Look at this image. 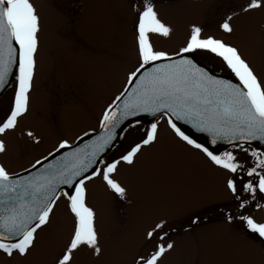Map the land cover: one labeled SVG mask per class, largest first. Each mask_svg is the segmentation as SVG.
<instances>
[{"label": "snow or ice", "instance_id": "6c2138e0", "mask_svg": "<svg viewBox=\"0 0 264 264\" xmlns=\"http://www.w3.org/2000/svg\"><path fill=\"white\" fill-rule=\"evenodd\" d=\"M124 7L125 17H131L135 62L102 107L95 127L82 130L74 140L59 138L47 155L20 172L0 162V260L82 264L86 257L87 264H106L91 187L98 185L118 209L119 226L113 234L118 238L127 228L120 206L134 203L128 174L140 170L142 159L161 144L164 134L211 169L222 193L220 202L186 206L181 214L161 207L150 211L139 242L114 264H168L182 238L194 244L190 264H202L197 230L210 217L227 225L246 249L264 255V79L241 47L224 38L235 37L237 19L264 14V0H233L211 25L188 23L172 49L157 46L176 34L162 19L157 0H124ZM57 10L64 17L58 36L75 53L84 47L76 16ZM43 31L32 0H0V89L11 88L12 93L0 107V156L8 153L10 135L33 146L42 143L40 133L21 122L32 109ZM261 32L264 38V25ZM197 57L220 64L232 79L220 78ZM191 133L204 134L207 140ZM163 172L158 162L144 172V179L159 184ZM61 204L66 232L57 226ZM53 236L55 242H46ZM38 254L41 259L34 261ZM230 254L235 258L227 264H253L238 252Z\"/></svg>", "mask_w": 264, "mask_h": 264}, {"label": "rangeland", "instance_id": "374dc122", "mask_svg": "<svg viewBox=\"0 0 264 264\" xmlns=\"http://www.w3.org/2000/svg\"><path fill=\"white\" fill-rule=\"evenodd\" d=\"M32 2L41 14L44 31L38 57V85L32 95V109L21 124L38 131L43 139L42 143L33 146L15 135L8 137V153L0 156V162L13 172L30 163L34 154L38 156L52 147L59 138L73 139L82 130L95 127L102 107L121 88L125 71L135 62L131 17H125L124 0ZM232 3L233 0H157L162 19L176 28L171 41L157 42V46L166 49L177 47L188 23L211 25V21L226 13ZM57 9L76 16L77 32L84 47L75 53L68 52L58 36L64 17ZM234 23L235 37L224 38L241 47L257 74L264 79V38L261 32L264 14L256 13ZM62 61L66 65L63 68ZM65 78L66 83L63 84ZM48 93L52 96L50 101ZM62 108L65 113L72 108L74 110L65 114ZM158 162L164 166L161 182L149 185L144 179V172ZM128 182L130 198L134 203L120 206L127 218V228L120 232L118 238L113 236L119 226L118 209L111 205L98 185L91 187L93 197L90 202L100 213L99 227L107 250L103 258L106 264H114L131 245L139 242V233L150 211L161 207L170 213L181 214L186 206L210 207L219 203L222 196L211 169L194 154L174 145L167 134L163 135L161 144L142 159L140 170L128 174ZM62 210L61 204L57 210V226L60 231L66 232ZM197 232L202 264H220L221 261L227 264L235 258L231 252H238L240 258L251 260L253 264L264 261V255L246 249L242 241L230 234L228 226L214 217H210ZM46 242H55V237L48 238ZM194 251L192 239L182 238L168 264H190ZM40 259L39 254L33 257L34 261ZM0 264H3L2 260ZM82 264H87L86 257L82 258Z\"/></svg>", "mask_w": 264, "mask_h": 264}, {"label": "flooded vegetation", "instance_id": "af4514ba", "mask_svg": "<svg viewBox=\"0 0 264 264\" xmlns=\"http://www.w3.org/2000/svg\"><path fill=\"white\" fill-rule=\"evenodd\" d=\"M197 59L200 61V63L201 64H206L208 67H210L214 72H216V73H218V74H222V75H225V76H227V77H229L230 79H232V77H231V75L227 72V71H224V70H222V67H221V65L220 64H218V63H216L215 61H212V60H205L204 58H201V57H197ZM66 79L67 78H65L64 79V82H63V84H65L66 83ZM58 82V81H57ZM63 84H61V86H62V93H63ZM38 85V82H37V80H36V83H35V88H36V86ZM11 88H7L5 91H4V93L1 95V97H0V107H3V106H5L6 104H7V102H8V100H9V97L11 96ZM32 95H33V93H32ZM48 95H49V101L51 100V94H49L48 93ZM59 96L61 97V92L59 93ZM74 110V108H72V109H70V111L67 113H65L64 111H63V108H62V112L63 113H65V114H69L70 112H72ZM53 115H55V114H53ZM75 138H73V139H69V140H74ZM55 144V143H54ZM43 146H41V148H42ZM53 147V146H52ZM52 147H50L49 149H47V150H45V151H42V152H40V155H38V156H35L36 154H34V157H32L33 155L31 154V152L29 153L30 155H32L31 157V159H33L30 163H34V161L36 160V159H39L41 156H43V155H47V152L48 151H50L51 150V148ZM30 163H28V164H26V165H23V166H20L19 168H17L16 169V172H19V171H21V169L22 168H27L28 167V165L30 164Z\"/></svg>", "mask_w": 264, "mask_h": 264}, {"label": "water", "instance_id": "95a60500", "mask_svg": "<svg viewBox=\"0 0 264 264\" xmlns=\"http://www.w3.org/2000/svg\"><path fill=\"white\" fill-rule=\"evenodd\" d=\"M202 65V64H201ZM211 70V69H210ZM212 71V70H211ZM220 78H223V79H230V78H228V77H226V76H224V75H220V74H217ZM12 79V77H10V80ZM7 88H5V89H0V96L4 93V91L6 90ZM146 120L147 119H149V118H145ZM190 132H191V130H189ZM192 135H194V136H199V138H200V140H201V142H203V141H205V140H207V136L206 135H204V134H197V133H191ZM85 139H87V138H85ZM79 143V142H78ZM223 147H224V145H220V148H221V150L223 149Z\"/></svg>", "mask_w": 264, "mask_h": 264}]
</instances>
